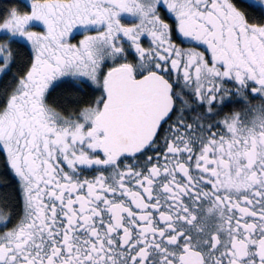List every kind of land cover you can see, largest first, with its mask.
<instances>
[{
    "label": "snow or ice",
    "instance_id": "snow-or-ice-1",
    "mask_svg": "<svg viewBox=\"0 0 264 264\" xmlns=\"http://www.w3.org/2000/svg\"><path fill=\"white\" fill-rule=\"evenodd\" d=\"M5 3L0 264H264V0Z\"/></svg>",
    "mask_w": 264,
    "mask_h": 264
},
{
    "label": "trees",
    "instance_id": "trees-1",
    "mask_svg": "<svg viewBox=\"0 0 264 264\" xmlns=\"http://www.w3.org/2000/svg\"><path fill=\"white\" fill-rule=\"evenodd\" d=\"M20 0H8V3H5V7L9 6L11 3H19ZM21 54H23L24 50L20 49L19 50ZM80 93L77 92H70V93H63L62 95H59L57 97H70V96H75L79 95ZM63 102V101H62ZM70 105V102H69ZM0 196H7L9 198V202H14L15 201V195H14V190L11 187V183L7 178H4L0 174Z\"/></svg>",
    "mask_w": 264,
    "mask_h": 264
},
{
    "label": "flooded vegetation",
    "instance_id": "flooded-vegetation-1",
    "mask_svg": "<svg viewBox=\"0 0 264 264\" xmlns=\"http://www.w3.org/2000/svg\"><path fill=\"white\" fill-rule=\"evenodd\" d=\"M30 1V0H29ZM33 30H39V29H33ZM79 36H76V39H79ZM86 91L90 92V89H85ZM70 92H77V90L73 87L71 82H66L62 84L59 88H57L53 93L52 97L56 98L59 95H62L63 93H70ZM78 93V92H77ZM71 106V105H69ZM232 106H230L228 109H225V111L230 110ZM0 174L2 177L7 178L9 182L11 183V187L14 190L16 187L15 179L12 177L10 173H7L6 171L0 170Z\"/></svg>",
    "mask_w": 264,
    "mask_h": 264
},
{
    "label": "rangeland",
    "instance_id": "rangeland-1",
    "mask_svg": "<svg viewBox=\"0 0 264 264\" xmlns=\"http://www.w3.org/2000/svg\"><path fill=\"white\" fill-rule=\"evenodd\" d=\"M30 2V1H29Z\"/></svg>",
    "mask_w": 264,
    "mask_h": 264
}]
</instances>
